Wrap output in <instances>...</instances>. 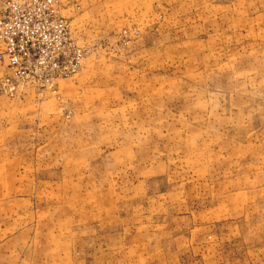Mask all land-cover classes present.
<instances>
[{
  "label": "rangeland",
  "instance_id": "obj_1",
  "mask_svg": "<svg viewBox=\"0 0 264 264\" xmlns=\"http://www.w3.org/2000/svg\"><path fill=\"white\" fill-rule=\"evenodd\" d=\"M77 74L0 67V264H264V0H63Z\"/></svg>",
  "mask_w": 264,
  "mask_h": 264
},
{
  "label": "built area",
  "instance_id": "obj_2",
  "mask_svg": "<svg viewBox=\"0 0 264 264\" xmlns=\"http://www.w3.org/2000/svg\"><path fill=\"white\" fill-rule=\"evenodd\" d=\"M63 0H0V67L10 89L33 82L52 89L56 80L78 73L84 48L70 20L60 13Z\"/></svg>",
  "mask_w": 264,
  "mask_h": 264
}]
</instances>
